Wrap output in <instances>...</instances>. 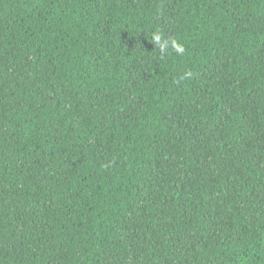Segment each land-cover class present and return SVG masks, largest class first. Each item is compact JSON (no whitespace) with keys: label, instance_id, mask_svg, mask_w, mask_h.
<instances>
[{"label":"trees","instance_id":"1","mask_svg":"<svg viewBox=\"0 0 264 264\" xmlns=\"http://www.w3.org/2000/svg\"><path fill=\"white\" fill-rule=\"evenodd\" d=\"M0 264H264V0H0Z\"/></svg>","mask_w":264,"mask_h":264},{"label":"clouds","instance_id":"2","mask_svg":"<svg viewBox=\"0 0 264 264\" xmlns=\"http://www.w3.org/2000/svg\"><path fill=\"white\" fill-rule=\"evenodd\" d=\"M152 40L158 45L160 52L163 54L169 47H171L177 55H182L185 52L183 44L179 43L176 39H165L157 32L153 34ZM185 75L190 76V73ZM183 78V77H182Z\"/></svg>","mask_w":264,"mask_h":264}]
</instances>
